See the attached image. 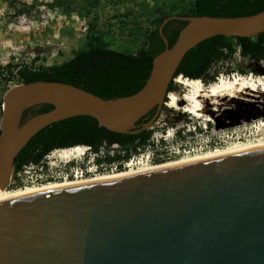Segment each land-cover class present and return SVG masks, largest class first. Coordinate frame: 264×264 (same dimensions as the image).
Returning <instances> with one entry per match:
<instances>
[{
  "label": "water",
  "instance_id": "obj_1",
  "mask_svg": "<svg viewBox=\"0 0 264 264\" xmlns=\"http://www.w3.org/2000/svg\"><path fill=\"white\" fill-rule=\"evenodd\" d=\"M171 19L186 24L169 46L163 27ZM263 31L264 9L232 17L173 14L158 26L165 48L130 95L102 98L45 80L8 88L0 118V189L9 186L16 155L42 128L86 115L113 132L149 129L188 50L215 35ZM40 104L52 108L23 119ZM0 264H264V147L0 202Z\"/></svg>",
  "mask_w": 264,
  "mask_h": 264
},
{
  "label": "rangeland",
  "instance_id": "obj_2",
  "mask_svg": "<svg viewBox=\"0 0 264 264\" xmlns=\"http://www.w3.org/2000/svg\"><path fill=\"white\" fill-rule=\"evenodd\" d=\"M192 2L193 0H0V65L4 66L9 62L32 67L59 64L73 57L77 51L98 45L135 53L145 46L148 32L155 27L161 15L167 17L187 11ZM221 73H252L253 77L260 76L254 77L256 80L264 79V58L258 62L253 61L242 56L239 48H236L229 58L215 62L206 78L202 79L207 84ZM173 83L175 90L170 94H175L178 102L173 106L169 102L170 107H162V115L152 124L153 128H149V138L165 133L166 130L171 132L172 128L191 121L189 114L182 111V108L187 111L189 105L183 99L188 88L177 81ZM16 84L18 83L15 81L8 84L0 81L2 101L6 90ZM209 87L204 88L207 90ZM205 104L203 116L197 117L212 119L219 126L264 116V93L254 96L240 93L235 96L225 92L216 96L215 103L206 100ZM62 149L66 148L50 152L43 162L59 166L60 160L64 159L59 156ZM24 169L30 171L28 174L33 172L32 168L25 167L12 172L6 189L24 188L18 187L20 178L26 175Z\"/></svg>",
  "mask_w": 264,
  "mask_h": 264
},
{
  "label": "trees",
  "instance_id": "obj_3",
  "mask_svg": "<svg viewBox=\"0 0 264 264\" xmlns=\"http://www.w3.org/2000/svg\"><path fill=\"white\" fill-rule=\"evenodd\" d=\"M58 1V0H56ZM264 9V0H193L187 11L176 13L181 16L208 15L232 17L254 14ZM161 15L155 27L147 34L144 47L135 53L112 49L106 46H90L77 51L73 57L59 64L32 67L27 64L7 63L0 65V81L8 84L27 83L36 80L60 81L80 87L102 98L130 95L145 83L155 55L165 48L158 33V26L165 18ZM186 21L171 19L163 27L169 46L174 43ZM239 48L242 56L253 61L264 58V31L251 37L215 35L198 43L183 56L174 77L181 74L190 79L206 78L211 66L229 58ZM175 90L173 80L168 92ZM0 99V110L2 107ZM50 104H40L26 109L23 119L51 109ZM241 113V112H240ZM154 109L136 121L141 124L151 117ZM150 136L146 129L135 134L110 131L100 126L97 120L86 115H78L53 122L33 135L14 159L13 172L24 165L39 163L50 152L59 148L88 145L98 151L103 142L107 145L119 143L124 155L116 153L105 160L113 161L128 157L136 145L145 144ZM137 141V142H136Z\"/></svg>",
  "mask_w": 264,
  "mask_h": 264
},
{
  "label": "built area",
  "instance_id": "obj_4",
  "mask_svg": "<svg viewBox=\"0 0 264 264\" xmlns=\"http://www.w3.org/2000/svg\"><path fill=\"white\" fill-rule=\"evenodd\" d=\"M250 75L253 74L232 73L224 75L221 73L207 84L202 78L197 80L205 88H208L222 77L229 79L235 76ZM254 77L259 78L260 76ZM184 78L188 79L185 76ZM172 80L176 81V77ZM169 95L170 92H167L163 107H170ZM182 111L189 114L190 122H185V124L172 128L171 132L166 130L165 133L148 138L145 144L136 145L135 150L131 151L128 157L113 161L105 160L108 155L111 157L115 156L116 153L124 155V150H120V146L117 143L107 145L106 142H103L98 151L92 150L88 145H81L83 148L81 153L60 160L61 164L57 167L48 165L43 161L24 165L23 168H32L33 172L28 174L30 171L24 169L23 172L26 175L20 178L18 187L39 185L50 181L83 179L124 170H135L150 167L166 160L198 155L214 148L226 147L235 142H259L264 140V116L241 120L232 125L219 126L212 119L204 120L185 111L184 108H182ZM193 119H196V121H193Z\"/></svg>",
  "mask_w": 264,
  "mask_h": 264
},
{
  "label": "bare ground",
  "instance_id": "obj_5",
  "mask_svg": "<svg viewBox=\"0 0 264 264\" xmlns=\"http://www.w3.org/2000/svg\"><path fill=\"white\" fill-rule=\"evenodd\" d=\"M176 81L188 88V91L183 95V99L189 102V105L187 106V111L194 114L195 116H203L204 111L206 110L205 101L208 100L215 103L216 96L222 93L228 92L235 96L239 95L240 93H246L251 95H253V93H255L256 95L264 93V79L256 80L253 75L242 77L235 76L231 79H226L222 77L218 82H214L213 84H211V86L207 90L197 79H187L179 75L176 77ZM169 98L170 105L173 106L177 104L178 97L175 94L171 93L169 95ZM263 147L264 140L259 142H235L226 147L214 148L198 155L183 156L180 158L162 161L150 167L128 171H118L115 173L96 175L76 180L50 181L39 185L26 186L24 188L15 190H8L6 188L0 189V202L39 191L51 190L55 188L73 186L78 184L97 183L111 179L139 175L152 170H160L179 165L191 164L207 159H213L228 153L254 150ZM82 150L83 148L81 147V145H76L70 148L62 149L61 151H59V156L62 158H67L71 155L81 153Z\"/></svg>",
  "mask_w": 264,
  "mask_h": 264
},
{
  "label": "flooded vegetation",
  "instance_id": "obj_6",
  "mask_svg": "<svg viewBox=\"0 0 264 264\" xmlns=\"http://www.w3.org/2000/svg\"><path fill=\"white\" fill-rule=\"evenodd\" d=\"M169 92H171V91H169ZM161 110H162V109H161ZM161 115H162V114H161V111H160V113H159V115H158V117H157V119H156L155 121H158V119L160 118ZM155 121H154V122H155ZM152 128H153V127H152ZM152 128H151V129H152ZM117 144H119V143H117ZM119 146L121 147L122 145L119 144Z\"/></svg>",
  "mask_w": 264,
  "mask_h": 264
}]
</instances>
